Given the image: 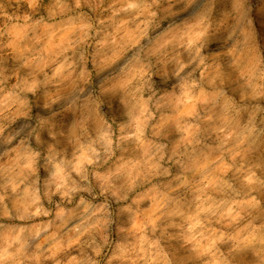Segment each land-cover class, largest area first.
<instances>
[{"label": "rangeland", "instance_id": "1", "mask_svg": "<svg viewBox=\"0 0 264 264\" xmlns=\"http://www.w3.org/2000/svg\"><path fill=\"white\" fill-rule=\"evenodd\" d=\"M0 264H264V0H0Z\"/></svg>", "mask_w": 264, "mask_h": 264}]
</instances>
